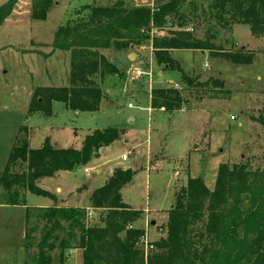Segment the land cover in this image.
<instances>
[{
    "label": "rangeland",
    "instance_id": "rangeland-1",
    "mask_svg": "<svg viewBox=\"0 0 264 264\" xmlns=\"http://www.w3.org/2000/svg\"><path fill=\"white\" fill-rule=\"evenodd\" d=\"M6 1L0 0V5ZM115 1L55 0L44 20H31V0H18L10 18L0 25V172L11 147L21 142V127L28 130L31 149L39 148L46 138L58 148L79 149L85 136L95 129L117 128L118 138L99 150L98 157L86 166L41 178L37 186L52 193L56 203L67 199L71 206L90 208L93 190L115 169H130L133 176L122 187L121 196L141 212L133 225L145 229L149 243H153L164 236L159 226L165 223L167 211L188 177H200L213 190L220 164L249 161L251 169L263 167L264 126L258 117L264 114V36L254 37L247 25H222L212 16L209 0H198L193 14L186 1L182 5L186 13L183 29L194 38L208 40L217 50L243 48L254 53L249 64H234L206 50L171 53L183 71L201 84L218 76L223 92L211 89V84L205 89L187 88L179 73L157 64L151 44L110 48L100 52L117 71L97 80L103 93L97 111H71L54 102L49 117L38 112L27 115L35 87L62 86L68 78L70 53L53 49L56 30L77 19L83 5ZM123 1L155 7L167 0ZM178 23L170 17L166 27L177 31ZM153 33L169 35L167 29ZM161 87L181 91L186 100L182 109L169 112L150 107V92ZM56 185L63 194L55 190ZM24 199L30 207L53 202L30 192L24 193ZM24 216L23 209L0 208V264L26 263ZM91 219L93 223L95 215ZM66 264H82L80 252L71 253Z\"/></svg>",
    "mask_w": 264,
    "mask_h": 264
},
{
    "label": "trees",
    "instance_id": "trees-1",
    "mask_svg": "<svg viewBox=\"0 0 264 264\" xmlns=\"http://www.w3.org/2000/svg\"><path fill=\"white\" fill-rule=\"evenodd\" d=\"M17 1L7 0L0 5V25L10 18ZM54 1L31 0L30 19L44 20ZM186 1L193 14L198 0H167L155 7L123 0L83 5L77 19L56 30L52 43L54 50L70 53L66 82L62 86L35 87L26 114L38 112L49 117L54 102H61L71 111H97L103 99L97 80L117 71L100 50L145 44H151L157 64L179 73L180 82L187 88L205 89L211 84V89L223 92L224 84L218 76L201 84L197 77L183 71L171 53L206 50L234 64L252 63L254 53L243 48L217 50L208 40L194 38L183 29L186 13L182 5ZM208 7L222 25H247L254 37L264 36V0H209ZM170 17L179 20L177 31L166 27ZM166 29L169 35L164 37L153 33ZM185 103L181 91L173 87L150 92L152 109L173 112ZM258 121L264 126V114ZM20 132L24 133L21 142L11 147L0 172L3 205L26 206L25 192L54 202V195L38 187L37 181L86 166L98 157L101 148L119 136L117 128L106 127L85 136L79 149L58 148L48 138L39 148L31 149L27 128L21 127ZM249 165V161L220 164L213 190L200 177H188L167 211L165 223L159 226L164 236L151 243V255L145 254L139 243L145 229L133 225L141 212L132 209L121 196L122 187L133 176L130 169H115L102 186L92 191L88 209L55 204L45 208L27 206L25 264H66L74 249L81 250L82 264H264V164L256 169ZM17 167L24 169L17 171ZM93 215L95 219L90 223Z\"/></svg>",
    "mask_w": 264,
    "mask_h": 264
},
{
    "label": "crops",
    "instance_id": "crops-1",
    "mask_svg": "<svg viewBox=\"0 0 264 264\" xmlns=\"http://www.w3.org/2000/svg\"><path fill=\"white\" fill-rule=\"evenodd\" d=\"M55 187H56L55 190H60L61 193L63 192V191H62V188L59 187L58 185H56ZM77 189H78V188H77ZM62 194H63V193H62ZM66 197H68V196H66ZM67 201H68V200L66 199V200H64V201H62V202H60V203H56V200H55V201H54L55 203L52 202V204H48V203L42 202V203L36 204V205H34V206H31V207L45 208V207L53 206L54 204H55L56 206H61V207H69V206H71ZM27 206H29V205L26 204V206H20V205H3V204H0V208H14V209H16V208H20V209H23V210H24V215H25V207H27ZM29 207H30V206H29ZM73 207H79V206H73ZM87 209H88V208H87ZM24 220H25V216H24ZM24 233H25V227H24ZM23 240H24V239H23ZM73 252H80V254H81V250L74 249V250H72V251L69 252V255H70L71 253H73ZM81 256H82V255H81ZM68 258H69V256H68ZM67 262H68V260H67Z\"/></svg>",
    "mask_w": 264,
    "mask_h": 264
},
{
    "label": "built area",
    "instance_id": "built-area-1",
    "mask_svg": "<svg viewBox=\"0 0 264 264\" xmlns=\"http://www.w3.org/2000/svg\"><path fill=\"white\" fill-rule=\"evenodd\" d=\"M231 119H234L233 116H231ZM126 156H122V160H125ZM147 233L145 232V234L143 236L140 237L139 243L140 246L142 247L143 251L145 252V254H147L150 250L153 249V245L151 243H149V240L147 238Z\"/></svg>",
    "mask_w": 264,
    "mask_h": 264
},
{
    "label": "water",
    "instance_id": "water-1",
    "mask_svg": "<svg viewBox=\"0 0 264 264\" xmlns=\"http://www.w3.org/2000/svg\"><path fill=\"white\" fill-rule=\"evenodd\" d=\"M103 149H104V148H101L100 151H102ZM152 224H154V223H152Z\"/></svg>",
    "mask_w": 264,
    "mask_h": 264
}]
</instances>
